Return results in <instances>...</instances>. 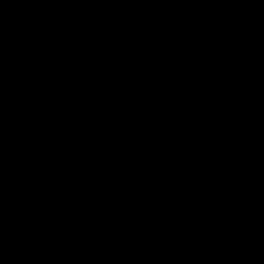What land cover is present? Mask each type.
Instances as JSON below:
<instances>
[{
  "label": "water",
  "instance_id": "water-1",
  "mask_svg": "<svg viewBox=\"0 0 264 264\" xmlns=\"http://www.w3.org/2000/svg\"><path fill=\"white\" fill-rule=\"evenodd\" d=\"M0 264H264V0H0Z\"/></svg>",
  "mask_w": 264,
  "mask_h": 264
}]
</instances>
